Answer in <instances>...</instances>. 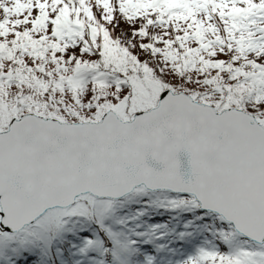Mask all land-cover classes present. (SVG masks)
Masks as SVG:
<instances>
[{
	"label": "snow or ice",
	"instance_id": "snow-or-ice-1",
	"mask_svg": "<svg viewBox=\"0 0 264 264\" xmlns=\"http://www.w3.org/2000/svg\"><path fill=\"white\" fill-rule=\"evenodd\" d=\"M0 264H264V0H0Z\"/></svg>",
	"mask_w": 264,
	"mask_h": 264
},
{
	"label": "trees",
	"instance_id": "trees-1",
	"mask_svg": "<svg viewBox=\"0 0 264 264\" xmlns=\"http://www.w3.org/2000/svg\"><path fill=\"white\" fill-rule=\"evenodd\" d=\"M119 32H120V29H117V33H116V34L118 35V34H119Z\"/></svg>",
	"mask_w": 264,
	"mask_h": 264
}]
</instances>
